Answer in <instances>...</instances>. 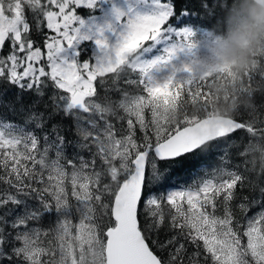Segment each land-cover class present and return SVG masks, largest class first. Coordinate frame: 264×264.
Segmentation results:
<instances>
[{
  "label": "snow or ice",
  "instance_id": "obj_1",
  "mask_svg": "<svg viewBox=\"0 0 264 264\" xmlns=\"http://www.w3.org/2000/svg\"><path fill=\"white\" fill-rule=\"evenodd\" d=\"M231 7L0 0V264H264V56L176 63Z\"/></svg>",
  "mask_w": 264,
  "mask_h": 264
},
{
  "label": "clouds",
  "instance_id": "obj_2",
  "mask_svg": "<svg viewBox=\"0 0 264 264\" xmlns=\"http://www.w3.org/2000/svg\"><path fill=\"white\" fill-rule=\"evenodd\" d=\"M261 56H264V0H232V7L216 27L205 62L231 66L239 80L258 64ZM214 91L221 97L228 94L223 82ZM218 110L231 114L235 109L231 104L220 103Z\"/></svg>",
  "mask_w": 264,
  "mask_h": 264
},
{
  "label": "trees",
  "instance_id": "obj_3",
  "mask_svg": "<svg viewBox=\"0 0 264 264\" xmlns=\"http://www.w3.org/2000/svg\"><path fill=\"white\" fill-rule=\"evenodd\" d=\"M194 2H195V0H194ZM229 9L227 10V12L229 11ZM232 11L234 13L235 12V9L233 8ZM198 23L199 24H196V25L193 26L194 29H195L196 35L200 31L203 30V31H205V33H206L207 36H209V37L214 36L215 31H216V27H217V23H214V21H212L211 19H209L207 17L203 18L201 21H198ZM88 45L89 44L86 42V45H84L82 47H85V46H88ZM261 82H262L261 81V77L259 75H257V77H256V83L253 85V87L257 89V99L260 102L264 103V95L260 94V85H261ZM109 85H110V82H109ZM106 86H108V85H106ZM127 91H129L130 93H134L136 91V89H134V88H128ZM13 95H14V92H9L6 95L5 100L12 99L13 98ZM0 114H2L6 119H9V120L19 121L21 119V117H19V116H13L8 109L2 108V107H0ZM237 118H245V119H247L248 116L247 115H244L243 117H237ZM256 119H257V121H259L260 119H264V114L257 113ZM181 178L182 179H187L186 176H183ZM245 195L253 196V195H256V193H248V192H245ZM73 203H75L74 200H73ZM258 210H259L258 208H253L252 209V212H255V211H258ZM252 212H249L248 215H251ZM76 222L77 221L75 219H73L72 223L75 224ZM44 226L45 227L48 226V221H45L44 222Z\"/></svg>",
  "mask_w": 264,
  "mask_h": 264
},
{
  "label": "rangeland",
  "instance_id": "obj_4",
  "mask_svg": "<svg viewBox=\"0 0 264 264\" xmlns=\"http://www.w3.org/2000/svg\"><path fill=\"white\" fill-rule=\"evenodd\" d=\"M111 2V0H110ZM118 3L123 4L124 0H117ZM110 6V4H109ZM55 10V9H53ZM103 13V10H100V14ZM78 14L87 18V16L89 15V11L86 9H79L78 10ZM95 14L99 15V12H96ZM200 37H204V32H200L199 34ZM213 39V38H212ZM212 42L213 40H209L207 38H205L202 42L197 44V47L194 49V56H187L184 54H181L179 59L176 61V63L178 65H180L182 62H188L191 59H199L201 61H205L208 59V54L211 51L212 48ZM89 45L91 44V42H87Z\"/></svg>",
  "mask_w": 264,
  "mask_h": 264
}]
</instances>
